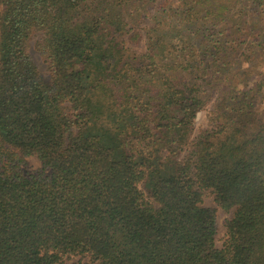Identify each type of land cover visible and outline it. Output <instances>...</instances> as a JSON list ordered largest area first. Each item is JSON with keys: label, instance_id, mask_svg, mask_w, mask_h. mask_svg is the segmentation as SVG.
<instances>
[{"label": "trees", "instance_id": "obj_1", "mask_svg": "<svg viewBox=\"0 0 264 264\" xmlns=\"http://www.w3.org/2000/svg\"><path fill=\"white\" fill-rule=\"evenodd\" d=\"M262 104L264 0H0V264H264Z\"/></svg>", "mask_w": 264, "mask_h": 264}, {"label": "rangeland", "instance_id": "obj_2", "mask_svg": "<svg viewBox=\"0 0 264 264\" xmlns=\"http://www.w3.org/2000/svg\"><path fill=\"white\" fill-rule=\"evenodd\" d=\"M145 22V21H144ZM144 22H140L139 25H143ZM38 35L34 34L33 37L30 38L28 42L29 51L33 57L34 62L36 63L38 70L42 77L46 79L48 77V66L47 63L42 59L39 53L35 50L34 45L35 41L38 39ZM127 46L131 49L132 52L139 53L143 49V40H129ZM211 105L209 104L207 108L201 113L197 121L193 126V131L196 133L200 129H204L207 127V113L210 111ZM261 112L262 119L264 122V104L260 105L259 111ZM41 162L34 156H26L23 160V163L20 165V168L23 172L27 174H33L41 170ZM48 170H44L43 172H47ZM203 204L207 207L215 209L216 216V233L214 237V242L216 247H220L222 241L224 239V227L223 222L225 219L229 218L231 212H225L216 207V204L213 202L212 196L210 194H206L203 198Z\"/></svg>", "mask_w": 264, "mask_h": 264}]
</instances>
